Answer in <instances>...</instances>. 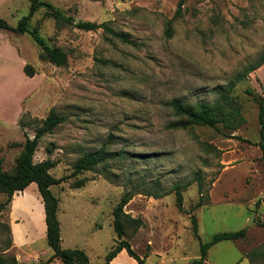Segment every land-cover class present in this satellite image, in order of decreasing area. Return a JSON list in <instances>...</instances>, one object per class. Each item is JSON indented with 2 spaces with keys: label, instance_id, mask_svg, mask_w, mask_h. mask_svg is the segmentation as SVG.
I'll return each instance as SVG.
<instances>
[{
  "label": "rangeland",
  "instance_id": "obj_1",
  "mask_svg": "<svg viewBox=\"0 0 264 264\" xmlns=\"http://www.w3.org/2000/svg\"><path fill=\"white\" fill-rule=\"evenodd\" d=\"M44 1L76 22H109L130 37L126 43L103 28L85 31L41 8L31 29L67 52L68 63L57 66L40 57L31 35L0 31L4 170L14 172L26 137L35 136L51 111L66 119L41 139L34 156L35 163H57L50 171L54 177H69L51 188L60 201L64 247L87 248L92 264H105L117 240L113 210L131 191L135 195L124 210L142 225L136 231L128 225L124 239L146 264H193L200 258L192 216L203 243L219 233L247 230L243 240L212 246L206 264H251L245 253L264 247V159L254 100L264 97V64L248 75L247 70L264 55V0H185L180 13V0ZM30 5L0 0V18L16 26ZM26 64L33 77L25 74ZM237 76L232 96L246 120L238 129L169 127L179 119L173 100L213 105L219 101L216 88ZM100 148L118 154L94 171L71 176L82 155ZM84 177L90 180L74 189L73 182ZM176 185L183 189V211L176 192L164 196ZM26 192L20 218L12 203L0 214V251L10 245L5 257L45 261L52 250L44 203L36 184ZM6 201L0 194V204ZM114 260L138 264L126 250Z\"/></svg>",
  "mask_w": 264,
  "mask_h": 264
},
{
  "label": "trees",
  "instance_id": "obj_2",
  "mask_svg": "<svg viewBox=\"0 0 264 264\" xmlns=\"http://www.w3.org/2000/svg\"><path fill=\"white\" fill-rule=\"evenodd\" d=\"M31 5L29 14L24 16L16 26L11 25L7 20L0 18V31H7L15 34H29L35 43L41 49L40 57L57 66H64L68 63V54L60 47L51 46L48 41L38 32L37 29H31V20L33 16L41 9L46 11L51 17L64 24L77 27L85 31H96L103 28L106 32L114 37L129 43L130 37L125 32L116 31L109 22L97 23L92 21L76 22L72 17L67 16L62 10L53 4L44 0H30ZM185 0H180L178 13L182 10ZM264 64V55L261 60L247 70V75ZM24 72L27 76L33 77V69L30 64H26ZM241 76H237L236 81L226 86H218L216 88L219 94V101L213 105L208 103H200L198 105L186 104L181 101L173 100L170 103L173 111L179 117L178 120L172 122L169 127L171 129H186L190 126H205L214 128L220 132H224L219 125L225 130L234 131L245 123L242 114V108L232 96L234 86L240 81ZM247 93L254 95L252 89H248ZM255 102L259 109V122L261 125V141L260 148L263 150L264 159V97L255 96ZM65 116L51 111L49 116L43 121L42 126L36 130L33 138L26 137L23 145V151L18 159V164L13 173L4 170L3 160L0 159V194L7 195V201L0 204V214L12 202L16 193L25 191L31 184L36 183L42 197L45 209V222L47 225L46 239L48 246L52 250V255L45 261L24 263L19 262L16 257H5L3 252L10 249V245L0 251V264H53L56 259L63 264H92L88 254L80 248L65 249L62 246L61 222L59 220V198L52 192L53 186H59L69 177L56 178L50 171L56 167L55 161L46 160L40 163L34 162V156L41 139L53 133V131L65 122ZM251 143V141H247ZM118 153L108 151L104 148L91 151L82 155L74 164V170L71 176H78L87 171H94L100 164L114 159ZM90 179L84 177L73 182L74 189L82 188ZM182 186L176 185L170 192H176V201L180 211H183V194ZM135 194L127 191L123 194L117 206L113 210L114 229L117 235L116 244L112 251L106 256L105 264H111L115 257L123 250L133 257L138 264H146L145 258L137 254L132 248L130 242L125 240L128 225H134V230H138L142 225L141 219H135L125 212V206L133 198ZM161 197V196H160ZM204 202L201 198L198 206ZM193 230L196 238L200 241V258L193 261V264H206L209 249L215 244L224 240H243L247 235V230L243 229L236 232H224L216 234L209 242L203 243L198 231V222L195 216H192ZM245 257L251 264H264V247H257L247 251Z\"/></svg>",
  "mask_w": 264,
  "mask_h": 264
},
{
  "label": "crops",
  "instance_id": "obj_3",
  "mask_svg": "<svg viewBox=\"0 0 264 264\" xmlns=\"http://www.w3.org/2000/svg\"><path fill=\"white\" fill-rule=\"evenodd\" d=\"M33 184H36V183H33ZM33 184H31L26 190H28L29 188H31L33 186ZM37 188H38V186H37ZM26 190L21 195H17L15 199L13 198V200L11 202L12 203V207H13V213H14V216H16V217H19V215L17 214V212H20V210H25L24 205L27 204V200H25V199H28ZM24 195H25V197H24ZM18 198H21L22 200L21 199L19 200ZM16 200H18L19 202L16 203ZM20 203L21 204L23 203L21 205L22 206V209L21 208H17V206H16L18 204L20 205ZM59 210H60V205H59ZM41 213H42V211H41ZM44 213H45V211H44ZM62 213L66 215L67 214V208L65 209V212H62ZM83 213L84 212L81 210L79 216L81 217L83 215ZM19 218H18V221H19ZM59 220L61 222V236H62V246H63V248H65V249H75L77 246H73L72 248L71 247H64V241H65V239H64V233H63V230H64L63 229V225H64V223H63V221H61V219H59ZM78 220H80V218L77 217V221ZM18 221L15 223V225L13 227V230L14 231H15V227L17 226V223H19ZM46 230H47V225H46V222H45V234H46ZM80 249H83L88 254V256L90 258V254L88 253V249L87 248H80ZM56 260H58V259H56ZM56 260H55V262H56ZM90 261H91V258H90ZM37 262H38V260H37ZM55 262L53 264H55ZM116 262L117 261L113 260V262L111 264H116Z\"/></svg>",
  "mask_w": 264,
  "mask_h": 264
},
{
  "label": "bare ground",
  "instance_id": "obj_4",
  "mask_svg": "<svg viewBox=\"0 0 264 264\" xmlns=\"http://www.w3.org/2000/svg\"><path fill=\"white\" fill-rule=\"evenodd\" d=\"M24 197H25V195H24ZM19 200L21 199V198H18ZM24 199V198H23ZM22 200V199H21ZM19 201L18 200H16V203H18ZM17 206V208H22V206L21 205H16Z\"/></svg>",
  "mask_w": 264,
  "mask_h": 264
},
{
  "label": "water",
  "instance_id": "obj_5",
  "mask_svg": "<svg viewBox=\"0 0 264 264\" xmlns=\"http://www.w3.org/2000/svg\"><path fill=\"white\" fill-rule=\"evenodd\" d=\"M252 224H255V220H254V217H253V219H252V222H251V225H252Z\"/></svg>",
  "mask_w": 264,
  "mask_h": 264
}]
</instances>
